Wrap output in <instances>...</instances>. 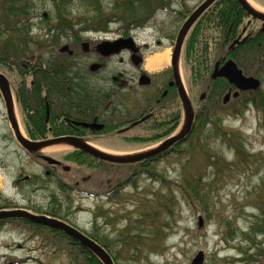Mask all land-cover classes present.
Segmentation results:
<instances>
[{"label":"rangeland","instance_id":"374dc122","mask_svg":"<svg viewBox=\"0 0 264 264\" xmlns=\"http://www.w3.org/2000/svg\"><path fill=\"white\" fill-rule=\"evenodd\" d=\"M248 1L255 10L264 13L263 7ZM202 2L170 0L166 9L157 10L141 27L130 32L138 44L151 43V49L146 52L147 60L156 54L167 53L165 64L169 62L171 41L176 38L183 18ZM102 3L106 5L109 0H102ZM36 4L32 34L43 35L49 25L42 22L41 16L49 15L53 19L54 8L50 0H38ZM69 7L76 21L82 12L81 6L73 1ZM249 26V32L254 33L258 23L252 22ZM119 30V24L112 22L107 32L82 33L81 44L89 43L92 48L104 40L116 39ZM157 38L161 41L160 46L154 45ZM66 39L65 36L61 38L54 48L59 50L68 46L71 49L73 43ZM74 62L72 78L81 88L103 87L102 83L96 87V81L101 80L109 86L114 80L132 81L137 77L125 53L106 63H96V57L91 53L82 54ZM252 77L256 78L254 74ZM262 78H257L261 83L258 90L264 94V74ZM225 91L220 95V107ZM139 92L149 93L142 89ZM120 94L122 97L130 95ZM252 94L247 95V101ZM246 100L233 101L213 114L211 123L205 122L201 131L197 129L172 154L142 168L112 201L99 199L96 202L76 194L66 199L68 195L64 194V198L53 186L47 185V180L37 187L33 181L27 185L19 184L16 189L15 181L20 176L41 179L44 175L13 142L0 99V207H19L28 200L48 210L51 201L61 203L66 199L62 205L66 208L69 203L73 209L72 222L85 229L108 223L104 234L111 243L108 253L114 264H191L198 252L204 254L203 264H264V235L257 227L252 230L261 219L257 206L264 203V114L246 104ZM13 102L15 105L14 95ZM197 127L200 125L196 122L194 128ZM105 143L119 149L106 151L118 155L153 146L151 143L135 148L138 144L120 143L116 139H107ZM57 145L41 152L59 157L72 150L71 147L59 150ZM237 151L246 154L244 159L236 157ZM213 159L218 161L216 168L210 167ZM71 166L72 171L61 176L72 179L89 174L93 181L101 182L113 180L121 173L125 180L128 171L123 166H107L92 172ZM193 178L200 180H195L199 182L196 198L186 188V183L193 185ZM106 208L110 209L109 213H104ZM199 217L203 222L201 228L198 227ZM102 233L99 232L100 240ZM69 248L64 240L53 239L48 232H33L31 227L27 229L22 224L11 223L0 228V264H82L83 257L79 252Z\"/></svg>","mask_w":264,"mask_h":264},{"label":"trees","instance_id":"16d2710c","mask_svg":"<svg viewBox=\"0 0 264 264\" xmlns=\"http://www.w3.org/2000/svg\"><path fill=\"white\" fill-rule=\"evenodd\" d=\"M37 1L0 0V73L7 78L11 88L14 86V90H11L16 99L17 112L25 127L27 138L32 141L70 134L71 129L65 125L66 121L61 115L73 114L74 108L84 107L89 110L88 113L95 112L98 100H95L93 95H88V89L79 87L75 78H72V70L76 65L74 61L82 55L81 34L89 31L107 32L110 24L116 22L120 26V35L128 37L132 30L141 27L157 10L166 9L170 2L109 0V3L104 5L102 0H50L54 8V18L51 19L49 15L41 16L42 22L49 26L43 35H33ZM73 1L79 3L82 11L77 15L76 21L69 7ZM251 1L264 8V0ZM247 20L235 0H216L198 18L188 34L183 45L181 61L185 79L191 86V95L198 107L189 136L197 129L201 131L205 122L211 123L212 115L224 108L222 102L221 107L218 103L227 82L224 79H210L216 62L223 64L231 59L246 76L254 74L256 78H262L264 32L251 35L244 44L228 50L241 33V29L246 27ZM64 36L69 43H73L70 45L72 56L60 54L59 50L54 48ZM201 92L207 94L202 102L198 101ZM251 94L253 97L248 101L247 95L243 94L235 102H243L244 98L246 104L253 105L258 112L264 114V94L259 90ZM86 115H83V120L87 118ZM262 118L264 119V115ZM180 121L181 113L178 109L169 136L177 130ZM196 122L200 127L194 128ZM215 136H218V133ZM159 141L157 137L152 144ZM63 154L67 159L79 164L92 160L74 150ZM245 156L244 152H236L238 159H244ZM210 163V167L216 168L218 161L213 159ZM195 180L200 182L199 179L193 178V185L186 183V188L189 194L196 198L199 182ZM257 209L261 219L252 226V230L257 227L260 234L264 235V203H259ZM12 223L29 227L35 225L20 219H14Z\"/></svg>","mask_w":264,"mask_h":264},{"label":"flooded vegetation","instance_id":"af4514ba","mask_svg":"<svg viewBox=\"0 0 264 264\" xmlns=\"http://www.w3.org/2000/svg\"><path fill=\"white\" fill-rule=\"evenodd\" d=\"M197 7L195 8V10L197 9ZM194 11H192L189 15L183 18L182 24L177 29L176 36L181 26L184 24L187 18ZM247 18L248 20L246 21V25L248 21L251 20L248 16ZM252 22L258 23L257 30H255V32L252 33V32H249V30H247L246 28L245 33L243 35H241L240 33L238 36L241 35V38L248 36V39H249L252 34L255 35L257 33H260L259 31H260L262 23L259 21L251 20V23ZM195 23L193 24V26L195 25ZM193 26L189 30L188 34L192 30ZM247 27L249 29V26ZM242 29H241V32H242ZM158 36H162V34L161 35L158 34ZM187 36L185 37L184 42ZM128 38H132L135 43L136 48H138L137 57L134 59H132V53L126 50L122 51L118 55L102 57L95 51L96 46L100 42L97 43L92 48H90V45L88 43L89 46H88L87 53H83L81 51L83 55L88 54V53L93 54L96 57V63H104V62L106 63L110 59L125 53L128 57L129 62L132 64V66L136 70L137 77H136V80H132V81L114 80L110 82L109 86H106L107 84H105V81H102V80L96 81V87L97 85L100 86V83L104 85L103 87L100 86V88H95L89 83L91 86L86 91V93L88 95H93L94 99L98 100V104L95 109V112L88 113L89 111L88 109L84 107H79L78 109L74 108L72 110L73 114L61 115V117H63V119H65L66 121L65 125L71 129L70 134L64 135L62 137L77 138V139L82 140L86 144L97 148L98 150H111V151H119V149L115 148V146L105 143V140L107 139H116V141L120 143L133 142V143L138 144L134 146L135 148H137V147H145L148 144L153 143V141L157 137H159L160 141L158 143L153 144V146L151 147L144 148V149H136L133 152H128V154H137V153L145 152V151L155 148L156 146L160 145L165 140H167L168 138L174 135L172 134L169 136L168 133L173 127V118H174V115H176L178 109L181 113L180 125L182 124L183 111H182L181 103L179 100L176 83L174 80V70H173L171 58L169 59V62L163 65L162 67L155 69V70L148 71L145 68L146 61H147L146 52L147 50L151 49L150 47L151 43L144 42V43L138 44V42L136 41L134 37H132V35H129L128 37L119 35L116 39L104 40V41L114 42L119 39H128ZM175 40L176 38L171 41L170 56L175 46ZM184 42L182 44L180 56L177 62V67H178V71L180 74L182 84L191 101V104L194 110V119H195L196 117L195 107H197V102L194 100L193 96L191 95V86L187 83L185 79V76L183 73L182 61H181V55H182ZM154 45L160 46L161 45L160 39L157 38ZM80 49H81V44H80ZM69 50L72 51L70 48ZM132 60L139 62L137 63L138 65H135ZM221 65L223 64H220V66ZM140 89L147 90L149 91V93H147L146 95L145 94L143 95L139 92ZM120 93H128L130 95L128 97H122L120 96L122 95ZM203 93L205 94V97L201 100L200 96ZM235 93H238V96L234 98ZM249 93L251 92H239L236 90L234 86L227 83L226 91L222 97L221 102L223 106L226 107L229 104H231V102L238 100L241 95L243 94L248 95ZM206 95H207L206 92H201L198 96V101L200 102L204 101L206 98ZM226 95H229V98L226 103H223V100ZM14 109L16 110V114H17V116L15 114V117H16V122L18 124V129L21 132V134L27 138L25 127L23 126L21 118L19 117L18 112H17V103H15ZM83 115H86L85 117H87L85 120L82 119L84 117ZM80 120H83L84 122ZM7 122H8V119H7ZM83 124L96 125L98 127L91 129L88 127H84ZM180 125L178 126V128L180 127ZM9 128L12 133L11 134L12 140L17 146V148H19V151L24 153L27 156V158L32 160L33 164L37 167V169L41 170L44 175V177L41 179L38 176L36 177H27V176L21 177L20 176L19 179L15 181L16 189L19 188L18 187L19 184L27 185L26 183H30L31 181H33L34 183L33 185L37 187V186L44 184L43 183L44 180H47L48 181L47 185L53 186L58 193L63 194V196L64 194L68 195L67 198L64 196V198L66 199H70L69 195L74 196L76 194L83 198H86L87 200L91 199L96 202L99 199H105L108 202L112 201L118 193H120L121 191L125 189V185H129L130 181L135 179V176L141 173L140 171L142 168H148L150 165H152L156 161L161 160L167 157L168 155L172 154L173 152H175L178 146H180L181 144H184V142L181 144H176L165 152H162L154 157L145 159L143 161H140V162H137L131 165L109 164L106 162L99 161L91 156H88L87 154L82 153L81 151H78L80 154H84L89 159H92V160H87L86 162L82 164H79L77 161L67 159L65 154H61L59 157H55L52 155L48 156V154L44 152H38L36 154H28L17 143L13 135L10 124H9ZM35 142H38V141H35ZM41 157H50L51 159L58 162L59 164L58 165L48 164L47 162L42 161ZM71 165L76 166L75 168H78L80 170H91V172L99 171L102 169V167L104 168L107 166L108 167L123 166L125 168H128L127 169L128 171L126 170L127 176L125 180L123 179L124 177L122 178L121 176L122 173H121L118 177L113 178V180H105L101 182L93 181L89 174H86V176L81 175L80 177H75L72 179L71 178L68 179L66 177L61 176V175H64V173L72 171ZM43 189L45 190L47 188H43ZM66 199H63L61 203L56 200L51 201L49 205L51 206V208H48V210L47 209L44 210V208L42 209L41 206L32 204V202L26 200L25 205H21L19 207H14L11 205L3 206V207H0V211L23 210L35 216H45L50 219H54L62 223H65L66 225L80 232L82 235H84L89 240L95 242L102 249H104V251H106V253L110 256V254L108 253V249L111 246L110 245L111 243L108 242L109 238L104 234L105 233L104 227H107L108 223L103 224V225L101 224L102 226L100 225V227H97L96 225L94 226L90 225L88 229H85V227L83 226H79L78 224L72 222V219L70 218L72 215H74L73 209L71 208L70 204L67 203L66 208H64V205H62L65 203ZM106 204L108 205L109 203L106 202ZM36 208H38L39 210H37ZM61 208L64 210H61ZM109 212H110V209L106 208L104 213H109ZM12 220L14 219L1 220L0 228L6 227L8 224H11ZM20 220H24V219H20ZM25 226L27 227V229L29 228V226L24 225V227ZM37 226L38 225L31 226V231L38 232L40 234H43L44 232H48L53 239L58 238L60 241L64 240L65 243L70 247L69 249L76 250V252L78 251L79 254L83 257L82 264H92L94 262L102 264L96 256H94L92 253L86 250L82 245H80L79 243H77L76 241L68 237L63 232L50 229V228H46L43 226H38V227ZM45 229H47V231H45ZM99 232H103L101 240L99 238ZM113 244L114 243L112 242V245Z\"/></svg>","mask_w":264,"mask_h":264},{"label":"water","instance_id":"95a60500","mask_svg":"<svg viewBox=\"0 0 264 264\" xmlns=\"http://www.w3.org/2000/svg\"><path fill=\"white\" fill-rule=\"evenodd\" d=\"M216 0H205L197 7V9L187 18L184 24L181 26L175 40V46L171 53V62L174 70V80L176 83V88L178 91L179 100L181 103L183 111V122L180 125L179 130L170 138L165 140L160 145L156 146L153 149H150L145 152L137 154H123L118 155L111 153L106 150H98L95 147H92L80 139L73 137H59L43 141H30L18 129V124L15 117V109L12 91L10 84L7 78L0 73V96L3 101L6 118L11 126L13 135L20 145V147L26 151L28 154H36L41 152L42 149L54 146L57 144L65 143L69 145L74 151H81L82 153L87 154L99 161L106 162L113 165H131L145 159L154 157L162 152L167 151L169 148L173 147L176 144H180L186 140V138L191 133L193 122H194V110L191 104V101L186 93V90L182 84L180 74L177 67V62L180 56L182 44L185 37L187 36L189 30L193 24L198 20V18L215 2ZM240 8L244 11L246 16L251 20L259 21L262 23L260 31L264 32V13L256 11L254 8L248 5L245 0H235ZM251 20L248 21L246 27L242 29L241 35L246 31L247 26L250 25ZM241 35L238 36L236 40L228 47V50H233L235 46H240L245 43L248 39V36L241 38ZM88 43L84 42L81 44V51L87 53ZM130 51L132 53V59L137 57L138 48H136L135 43L132 38L128 39H119L114 42L103 41L99 43L95 51L102 57H109L112 55H118L122 51ZM60 54H67L72 56V51L69 50L68 46H63L59 49ZM135 65H138L134 60H132ZM93 70V69H92ZM211 80L224 79L226 82L236 88L239 92H255L260 88V81L257 78L252 76H246L241 69L238 68L237 64L233 60H227L223 65L220 66L219 62H216L213 71L210 76ZM238 96V93L234 94V98ZM205 97V94H201L200 99L202 100ZM229 98V95H226L223 103H226ZM84 127L91 129L97 128L96 125H86ZM42 161L47 162L48 164L58 165L59 163L51 159L50 157H41ZM10 219H24L32 224L43 226L46 228L58 230L63 232L68 237L82 245L86 250L96 256L102 264H114L110 256L95 242L89 240L84 235H82L77 230L72 227L62 223L60 221L50 219L45 216H35L23 210H4L0 211V221L1 220H10ZM203 225L202 218H198V227L201 228ZM204 254L198 252L195 258L192 260L191 264H203Z\"/></svg>","mask_w":264,"mask_h":264},{"label":"bare ground","instance_id":"6f19581e","mask_svg":"<svg viewBox=\"0 0 264 264\" xmlns=\"http://www.w3.org/2000/svg\"><path fill=\"white\" fill-rule=\"evenodd\" d=\"M247 3H248V5L249 6H251L252 7V5L249 3V1L248 0H245ZM253 8V7H252ZM256 11H258V10H256ZM260 12V11H259ZM166 61H168V54L167 53H163V54H156V55H154L153 57H151V59H148L147 61H146V68L148 69V70H155V69H158V68H160V67H162L163 65H165V62ZM57 148L59 149V150H64V149H68L69 148V145H67V144H63V143H61V144H58L57 145Z\"/></svg>","mask_w":264,"mask_h":264}]
</instances>
